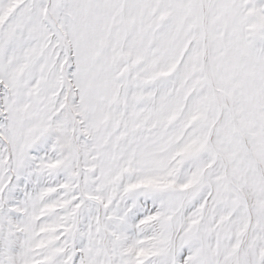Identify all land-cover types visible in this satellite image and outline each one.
Wrapping results in <instances>:
<instances>
[{
  "label": "snow or ice",
  "instance_id": "1",
  "mask_svg": "<svg viewBox=\"0 0 264 264\" xmlns=\"http://www.w3.org/2000/svg\"><path fill=\"white\" fill-rule=\"evenodd\" d=\"M0 264H264V0H0Z\"/></svg>",
  "mask_w": 264,
  "mask_h": 264
}]
</instances>
